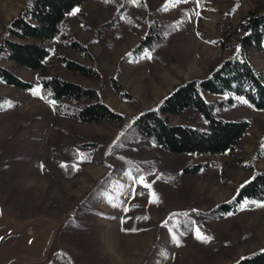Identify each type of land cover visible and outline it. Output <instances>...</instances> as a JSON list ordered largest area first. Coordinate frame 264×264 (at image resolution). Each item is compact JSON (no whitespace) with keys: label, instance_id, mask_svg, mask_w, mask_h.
Listing matches in <instances>:
<instances>
[{"label":"rangeland","instance_id":"rangeland-1","mask_svg":"<svg viewBox=\"0 0 264 264\" xmlns=\"http://www.w3.org/2000/svg\"><path fill=\"white\" fill-rule=\"evenodd\" d=\"M25 1L0 0V33ZM145 2L146 9H135V25L123 19L116 27L103 26L111 10L101 0L77 7L69 15L70 26L91 56L53 40L48 73L99 89L105 103L133 115L138 107H153L184 80L208 75L228 53L220 41L236 44L242 35L239 22L264 6V0ZM152 21L174 23L165 59L154 61L149 53L126 57L150 32ZM62 55L96 65L101 77L67 69L58 57ZM249 56L264 71V41ZM0 66L33 83L25 90L0 80V96L5 97L0 103V206L18 220L55 222L47 251L34 264H234L264 249V202L246 201L237 213L202 219L191 234L179 229L174 216L228 201L255 171H264V111L240 96L217 107L223 118L252 124L234 152L175 154L154 144H134L121 156L113 149L121 133L118 122L85 123L59 115L42 97L40 71L19 66L6 54L0 56ZM205 98L221 101L227 96ZM169 120L190 122L185 116L171 115ZM124 159L132 168H122ZM198 163L207 167L183 173L185 166ZM85 193L90 197L74 212ZM197 229L211 239H199Z\"/></svg>","mask_w":264,"mask_h":264},{"label":"trees","instance_id":"trees-1","mask_svg":"<svg viewBox=\"0 0 264 264\" xmlns=\"http://www.w3.org/2000/svg\"><path fill=\"white\" fill-rule=\"evenodd\" d=\"M89 0H26L21 11L12 18L0 33V56L19 66L40 71L43 99L51 103L59 115L79 122L102 123L116 121L121 133L113 145L121 156L134 144L140 147L159 146L175 154H219L234 152L239 142L250 130L248 120H232L221 117L217 107L230 105L234 96H240L254 109L264 111V71L257 70L250 61L252 48L262 49L264 41V6L251 10L239 22L242 35L236 44L229 39L220 41L221 48L228 51L225 58L216 64L205 77L187 79L176 85L151 108L138 107L133 115L116 111L102 99L99 89L48 73L52 50L49 42H59L90 57L85 42L80 41L70 26L69 15ZM111 10V19L103 26H119L124 19L135 25L136 8L146 9L145 0H101ZM79 19L86 25L82 13ZM102 26V27H103ZM174 23L160 25L152 21L149 33L136 44L126 57L137 59L149 53L154 61L165 59L168 39L174 32ZM67 69L86 77L100 78L96 65H86L67 56H58ZM0 80L21 89H31L33 83L22 79L12 70L0 66ZM117 90L122 87L113 82ZM205 94L227 96L221 101H209ZM5 97L0 96V103ZM185 116L190 122L173 124L169 116ZM122 168H132L130 162ZM207 167L206 163L192 164L183 168L185 174H196ZM80 196L73 211L85 203L89 196ZM246 201L264 202V171H255L253 176L237 189L234 197L205 211H178L174 213L178 227L191 234L202 219L224 218L237 213ZM19 219L18 216H11ZM21 219V218H20ZM234 264H264V249L246 255Z\"/></svg>","mask_w":264,"mask_h":264},{"label":"crops","instance_id":"crops-1","mask_svg":"<svg viewBox=\"0 0 264 264\" xmlns=\"http://www.w3.org/2000/svg\"><path fill=\"white\" fill-rule=\"evenodd\" d=\"M48 218L15 219L0 206V264H34L42 259L55 232Z\"/></svg>","mask_w":264,"mask_h":264},{"label":"snow or ice","instance_id":"snow-or-ice-1","mask_svg":"<svg viewBox=\"0 0 264 264\" xmlns=\"http://www.w3.org/2000/svg\"><path fill=\"white\" fill-rule=\"evenodd\" d=\"M197 3H199V0H196ZM37 94H38V90H37ZM140 183H144L143 179L141 178L140 179ZM196 235L199 239L201 240H204V239H211L210 237H205L203 236L200 232H199V229L196 230ZM177 243H179V241L177 240L176 241Z\"/></svg>","mask_w":264,"mask_h":264}]
</instances>
